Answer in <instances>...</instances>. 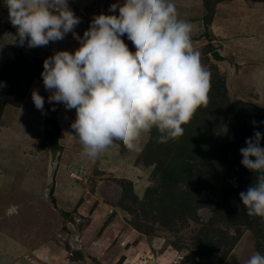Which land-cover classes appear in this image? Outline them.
<instances>
[{
	"label": "rangeland",
	"instance_id": "1",
	"mask_svg": "<svg viewBox=\"0 0 264 264\" xmlns=\"http://www.w3.org/2000/svg\"><path fill=\"white\" fill-rule=\"evenodd\" d=\"M172 2L179 18L192 25L193 46L201 59L204 57L202 46L211 40L237 63L236 74L230 82L232 93L226 82L225 89L222 85L226 74L223 64L209 59L212 66L204 65L211 74L208 105L210 109L218 108L216 112L212 111L214 123L219 125V121H223L220 115L242 99L258 107L251 112L249 130L264 134V0H238L236 6L222 8L211 29L215 35L223 37L229 33L233 40L229 45L225 41L222 43L226 45L221 44L215 36H201L204 10L200 0ZM247 2L252 9L246 10L251 7L246 5ZM114 3L122 4L123 0H68L69 8L81 21L73 33L47 46L29 48L27 40L23 46L17 43L16 28L8 19L5 0H0V68L14 62L21 52L24 63L20 62L19 68L24 69L26 78H21L20 82L31 83L21 101L17 91L12 90L8 91L3 104L0 101V264H247L252 254L264 248V218L252 221L246 228L241 224L243 214L238 219L233 214L228 218L225 211L220 213L219 205L227 199L229 189L221 186L220 190L211 174H207L208 170L194 177L198 192L212 201L210 206H198H202L198 209L200 220H187L183 226L176 224L172 232L157 218L154 207L140 203L132 205L133 217L117 205V200L121 197L122 187H128L129 183L137 192L155 184L150 178L151 171L154 172L152 163L147 166L139 160L149 135L142 136L135 150L130 151L116 141L92 160L83 155L80 141L73 136L71 123L76 118L75 109L66 110L62 103H49L50 93L45 90L41 77L43 61L57 51L71 53L78 49L79 38L95 15H118V10L115 13L108 11ZM219 18L222 25L226 22L224 26L229 22V28L217 25ZM121 39L130 51H135L126 35ZM3 79L0 76L3 85L11 84ZM33 89L44 97V111L46 103L53 105L55 111L50 108L49 115H45L38 110L31 99ZM4 101L9 103L4 105ZM53 119L55 127L51 124L47 137L58 125L60 148L52 186L46 195L49 147L42 148L40 140L46 137L44 129L49 126L46 121ZM215 129L221 135V128ZM52 130L51 135H55ZM224 142L218 140L215 143L223 146ZM260 146L264 147V138ZM228 152L216 154L221 162L217 163L218 169H225L228 160L233 158L232 151ZM239 155L238 150L234 159H241ZM73 215L81 222L77 223L75 241L70 242L65 224ZM140 225L142 232L134 228ZM206 235L212 237L211 243L205 239ZM177 237L186 245L179 250L171 244ZM194 243L204 247L203 256L196 254L199 246ZM263 251L259 253L264 255Z\"/></svg>",
	"mask_w": 264,
	"mask_h": 264
},
{
	"label": "clouds",
	"instance_id": "2",
	"mask_svg": "<svg viewBox=\"0 0 264 264\" xmlns=\"http://www.w3.org/2000/svg\"><path fill=\"white\" fill-rule=\"evenodd\" d=\"M5 5L17 43L23 46L27 40L29 48L61 41L81 22L68 0H5ZM117 10L118 15H95L79 38L80 47L55 52L43 61L41 72L49 103L75 109L73 136L92 160L116 141L135 150L153 129L158 143L175 140L184 133L182 125L209 103L211 74L193 46L192 25L179 18L175 3L123 0L108 9ZM125 35L134 52L121 39ZM31 99L44 113L38 90H32ZM262 138L255 131L239 150L241 165L255 174L239 199L248 216L264 218ZM247 264H264V255L255 252Z\"/></svg>",
	"mask_w": 264,
	"mask_h": 264
},
{
	"label": "trees",
	"instance_id": "3",
	"mask_svg": "<svg viewBox=\"0 0 264 264\" xmlns=\"http://www.w3.org/2000/svg\"><path fill=\"white\" fill-rule=\"evenodd\" d=\"M200 1L204 10L201 16L204 32L201 36H209L212 38L215 35L212 32L211 26L216 16L217 5L225 1L231 2L232 0H213V2L211 0ZM207 44L208 45L204 47L202 46L204 57L201 59V62L203 65L209 64V67H211L212 64L209 60L208 52L216 47L211 40L207 41ZM19 54L20 55L14 62L11 61L6 63L0 68V76L11 82L10 85L0 87L1 104H3V100L8 95L9 90L17 91V96L18 98L20 97L19 100L21 101L24 99L25 93L31 85L30 82H20V79L22 78V80H24L26 75L24 69L19 68L21 65L20 62L24 60V54L21 55V52ZM9 65L13 68H10ZM236 69L235 65L233 75L236 74ZM233 75L232 77H234ZM225 77L222 82L224 89L226 82ZM8 103L9 102L4 101V105ZM52 106L53 105L49 103L45 104V115H49ZM249 106L251 109H247ZM255 107L258 108L252 103L250 104L247 101L238 99L233 106L229 107L226 113L219 114L223 120L219 121V125L214 123V114L212 113V111L216 112L218 108L210 109L209 105H207V107H201L193 115L190 122L182 125L184 128L183 135L167 143H158L156 138L159 133L153 129V131L148 134L149 138L140 152L139 160H142L147 166L152 163L156 174L151 171L150 178L155 180V184L147 185L142 192L135 191L132 183H129L126 188L120 185L122 191L121 197L117 200V205L125 209L128 213H131L133 217L135 216V210L132 207L134 204L137 205V203H140L143 206L147 205L148 207H154L157 218L163 222L165 228L173 232L175 231L176 224L183 226L187 220H200L198 209L202 206L206 207L211 205L212 201L210 202L207 197L202 196L200 192H198L194 180L196 174L201 175L208 170L209 173L207 174H211L212 179L220 190L221 186L223 188L226 186L227 189H229V193L226 195L227 199L224 200L222 205H219L220 213L225 211L228 218L232 214L238 217V219L244 216V221H242L241 224H244L246 228L251 226L252 221H260L262 219L261 217L248 216L246 214V209L239 199V193L246 191L254 182L255 174L241 165L242 157L240 155L241 159H234L235 154H238V150L244 147V141L248 137L253 136L249 127L253 117L251 112H253V108ZM46 117L45 120H47ZM54 123V119L52 122L46 121V125L49 126H46L44 129V135L46 134V137L43 136L40 140V146L42 148L46 146L56 149L60 148L59 141L57 140L60 137V131L58 129L60 127L58 125L56 129H54L55 131L51 129L55 135H51L52 133L50 130V137H47V132L51 124L55 127ZM214 127L221 128V135H218L219 133L217 134V130ZM218 140H221V142L225 140L223 146L220 144L216 145L215 142ZM218 146H221V148H218ZM230 150L232 151L230 153L233 155V158L228 160V166L225 167V169H218L217 163L220 164L221 162L218 157H216V154L221 152L228 154ZM198 160L201 162H197ZM200 205L202 206L198 207ZM141 227V225L138 227L134 226L139 232H142ZM211 238L212 237L209 235L205 236V239L209 240V243H211ZM171 244L176 250L181 249L182 246H186L179 242V237L172 241ZM194 244L196 247L199 246L198 249L196 248V254L203 256L204 247L202 248L200 244ZM263 249L264 248H261L258 252Z\"/></svg>",
	"mask_w": 264,
	"mask_h": 264
},
{
	"label": "water",
	"instance_id": "4",
	"mask_svg": "<svg viewBox=\"0 0 264 264\" xmlns=\"http://www.w3.org/2000/svg\"><path fill=\"white\" fill-rule=\"evenodd\" d=\"M208 57L211 61L222 63L226 69V86L230 93H232L230 82L235 71L234 61L227 56L220 48H214L208 52ZM48 159L46 164V184L44 187V194L49 195V187L52 186V177L54 170L58 164L59 151L55 148H48ZM47 192V193H46Z\"/></svg>",
	"mask_w": 264,
	"mask_h": 264
},
{
	"label": "crops",
	"instance_id": "5",
	"mask_svg": "<svg viewBox=\"0 0 264 264\" xmlns=\"http://www.w3.org/2000/svg\"><path fill=\"white\" fill-rule=\"evenodd\" d=\"M237 2H238V0H232L231 2H223V3H219L218 5H217V10H216V16H220V12L223 10L222 8L224 7V8H226V7H231V6H236V4H237ZM239 5V4H238ZM246 5H248V6H251V5H249L248 3L246 4ZM242 6V5H241ZM245 9H246V7H244ZM253 7L251 6V7H247V9L246 10H250V9H252ZM215 16V17H216ZM218 21H217V25H221L222 27H223V29H226V28H229V22H228V25L227 26H224V24L226 23H224L223 25H222V22H221V19L219 18V19H217ZM215 22V18H214V21H213V23ZM213 23H212V25H213ZM219 23V24H218ZM231 24V23H230ZM213 32V31H212ZM213 34L215 35V33L213 32ZM230 34L228 33V35L226 36V37H223L222 35H215V37H217V39H218V41L221 43V44H223V45H226V44H228L229 45V43H232L233 42V40H230ZM227 42L226 44H224L225 42ZM222 42H224V43H222ZM225 48V47H224ZM230 57V56H229ZM230 58H232V57H230ZM12 153V152H11ZM10 153V155H12ZM14 160V159H13Z\"/></svg>",
	"mask_w": 264,
	"mask_h": 264
},
{
	"label": "flooded vegetation",
	"instance_id": "6",
	"mask_svg": "<svg viewBox=\"0 0 264 264\" xmlns=\"http://www.w3.org/2000/svg\"><path fill=\"white\" fill-rule=\"evenodd\" d=\"M4 20L6 21V19H4ZM47 147L51 148L50 146H47ZM52 148H54V147H52ZM112 186L115 187V185H112ZM116 188H117V186H116ZM70 216H72V215H70ZM70 216L68 217L67 223L65 224V226L69 229L70 242H73V241H75L73 239H74V236H75L76 231H77V223L81 222V221L78 220L74 215H73V217H70Z\"/></svg>",
	"mask_w": 264,
	"mask_h": 264
}]
</instances>
